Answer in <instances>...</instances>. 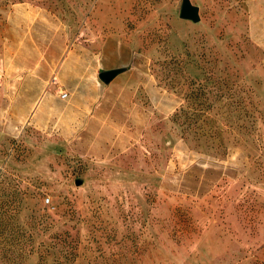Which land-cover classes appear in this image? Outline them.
I'll list each match as a JSON object with an SVG mask.
<instances>
[{
	"label": "rangeland",
	"instance_id": "obj_1",
	"mask_svg": "<svg viewBox=\"0 0 264 264\" xmlns=\"http://www.w3.org/2000/svg\"><path fill=\"white\" fill-rule=\"evenodd\" d=\"M191 2L0 0V264H264V0Z\"/></svg>",
	"mask_w": 264,
	"mask_h": 264
},
{
	"label": "crops",
	"instance_id": "obj_2",
	"mask_svg": "<svg viewBox=\"0 0 264 264\" xmlns=\"http://www.w3.org/2000/svg\"><path fill=\"white\" fill-rule=\"evenodd\" d=\"M67 55H69V54L68 53H66L65 55H63V54L61 55L60 54L59 56L58 55L57 56H44V55L41 56V58H42V81H43L42 82V98H43V96H45V103L42 106V111L46 110L47 101H48L47 100L48 97L46 96L47 95V90H48V88H46L47 87V85H46L47 79L45 77V74L47 72L46 71L47 63L48 64L50 63L49 66L51 68V70L49 72V75H51L52 72H54L55 78L62 79V70L63 69H68V70H65V71H69V72H71L70 74L74 75L73 73H75V70H74L73 66L71 65V63L67 64V62L71 61L72 58H70L71 56H67ZM91 57H94V56H91ZM46 60H48L47 63H45ZM53 65H54V67H53ZM106 68H103V69H106ZM108 68H111V67H108ZM120 72H118V73H120ZM78 76L79 75H77L75 77H78ZM113 79H114V77L110 80V82L113 81ZM91 80L93 82V85H92L91 88L94 90V95H95V92L99 91V88H102V86H99V85L96 84V81H98V80H96L93 76H91ZM62 83H63L65 89L67 90L66 91L67 93L70 92L71 94H74V93L75 94H80V93L88 94L90 92V91H88V88L84 87L82 78L81 79L77 78L76 80L72 81L71 83H66V81L61 82V84ZM108 85L109 84H105L103 86V89L108 88L109 87ZM86 96L87 95H85L83 98H86ZM98 98H100V93H98ZM93 99H94V97H93ZM106 104H107L106 101L101 100V99H97V96H96V99L93 100L92 107H90L88 109V118L91 119V121H90L91 124L90 125L95 126L96 124H98L97 126H99V129H98L99 132H101V129L106 124L107 117H109V112H104L103 111V108H105L104 106ZM72 108H73V110H76L75 114L77 116V111H79L81 109L80 108V104L78 102L75 103L74 105L72 104ZM65 115H66V113L60 112V116L61 117L65 116ZM63 124H64V122H62V121H60V123L58 124V127L61 128V131H60L61 133H62ZM97 134L98 133L96 132L95 135H97ZM94 138H96V137H94Z\"/></svg>",
	"mask_w": 264,
	"mask_h": 264
},
{
	"label": "water",
	"instance_id": "obj_3",
	"mask_svg": "<svg viewBox=\"0 0 264 264\" xmlns=\"http://www.w3.org/2000/svg\"><path fill=\"white\" fill-rule=\"evenodd\" d=\"M179 15L184 18H191L193 20L199 19L198 5L191 2V0H181ZM124 66H117L102 69L99 71V77L104 81L108 82L118 72L122 71Z\"/></svg>",
	"mask_w": 264,
	"mask_h": 264
},
{
	"label": "built area",
	"instance_id": "obj_4",
	"mask_svg": "<svg viewBox=\"0 0 264 264\" xmlns=\"http://www.w3.org/2000/svg\"><path fill=\"white\" fill-rule=\"evenodd\" d=\"M60 95L64 97V96L67 95V92H66L65 90H62V91L60 92Z\"/></svg>",
	"mask_w": 264,
	"mask_h": 264
}]
</instances>
